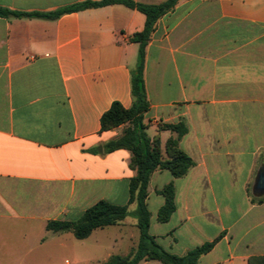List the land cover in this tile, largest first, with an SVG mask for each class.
<instances>
[{
    "label": "crops",
    "instance_id": "crops-1",
    "mask_svg": "<svg viewBox=\"0 0 264 264\" xmlns=\"http://www.w3.org/2000/svg\"><path fill=\"white\" fill-rule=\"evenodd\" d=\"M84 1L0 7L47 14ZM145 24L121 4L56 19L0 17V264H104L138 244L132 154L105 152L128 125L102 131L101 118L114 102L133 105L140 45L131 38ZM144 83L148 136L164 150L176 135L160 123L184 120L179 146L194 162L179 178L151 174L149 234L176 256L213 243L197 264H264V0H180L146 46ZM169 184L175 211L160 222ZM100 201L128 206L130 215L83 240L46 229Z\"/></svg>",
    "mask_w": 264,
    "mask_h": 264
},
{
    "label": "trees",
    "instance_id": "trees-1",
    "mask_svg": "<svg viewBox=\"0 0 264 264\" xmlns=\"http://www.w3.org/2000/svg\"><path fill=\"white\" fill-rule=\"evenodd\" d=\"M180 0H166L161 4H144L134 0H87L52 13L27 14L11 11L0 7V17H38L56 19L64 14L86 9L99 8L113 4H121L137 10L146 16V24L141 32L134 34L132 42L140 45L138 63L132 74L131 108H124L119 102H114L111 108L101 118L102 131H109L122 125H128L123 135L109 141L105 145V152L111 153L120 149L131 152L130 168L136 171L129 186L130 204H137V227L140 239L136 247L129 254L112 255L104 264H139L142 261H159L162 264H197L203 254L210 251L212 244H206L189 251L185 256H176L166 252L149 234L150 214L145 201L151 174L157 170H168L176 178L182 177L194 166L193 160L180 149L179 141L188 132L184 120L176 124L160 123V131L167 130L174 133L163 150L159 138H150L146 132L148 126L144 123V115L150 109L144 83L145 49L155 30L157 21L172 11ZM165 204L158 213V220L166 222L175 211L174 186L169 184L162 190ZM130 212L128 206H118L107 201H100L86 210L75 221H50L46 229L53 233L72 232L78 240L88 238L93 231L117 225L123 222Z\"/></svg>",
    "mask_w": 264,
    "mask_h": 264
},
{
    "label": "water",
    "instance_id": "water-1",
    "mask_svg": "<svg viewBox=\"0 0 264 264\" xmlns=\"http://www.w3.org/2000/svg\"><path fill=\"white\" fill-rule=\"evenodd\" d=\"M257 187L259 190H264V172L259 175Z\"/></svg>",
    "mask_w": 264,
    "mask_h": 264
},
{
    "label": "rangeland",
    "instance_id": "rangeland-1",
    "mask_svg": "<svg viewBox=\"0 0 264 264\" xmlns=\"http://www.w3.org/2000/svg\"><path fill=\"white\" fill-rule=\"evenodd\" d=\"M146 132L148 133V134H150V135H152L153 134V131L152 130H146ZM6 261V260H5ZM7 261H10V262H18V261H25V262H27V264H28V262L30 261V260H7ZM86 264H89V262H87Z\"/></svg>",
    "mask_w": 264,
    "mask_h": 264
}]
</instances>
